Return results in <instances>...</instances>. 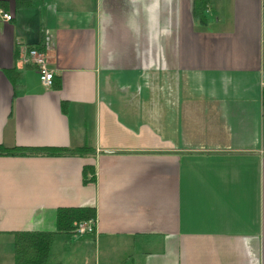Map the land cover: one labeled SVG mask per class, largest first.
Wrapping results in <instances>:
<instances>
[{
    "label": "crops",
    "instance_id": "crops-1",
    "mask_svg": "<svg viewBox=\"0 0 264 264\" xmlns=\"http://www.w3.org/2000/svg\"><path fill=\"white\" fill-rule=\"evenodd\" d=\"M204 1L0 0V145L87 148L0 157L10 253L94 207L53 264H264V0ZM46 31L50 88L23 62Z\"/></svg>",
    "mask_w": 264,
    "mask_h": 264
},
{
    "label": "trees",
    "instance_id": "trees-1",
    "mask_svg": "<svg viewBox=\"0 0 264 264\" xmlns=\"http://www.w3.org/2000/svg\"><path fill=\"white\" fill-rule=\"evenodd\" d=\"M207 0L204 1V5ZM87 148H6L0 145V157L2 156H29L40 154L43 156H78L84 155ZM84 179L94 183L95 172L92 167H85ZM91 222L96 223V211L94 207H63L58 208L56 213V231H19L11 233L13 242V264H53L50 258L52 239L56 234H73L78 224ZM94 234V227L93 232Z\"/></svg>",
    "mask_w": 264,
    "mask_h": 264
},
{
    "label": "built area",
    "instance_id": "built-area-1",
    "mask_svg": "<svg viewBox=\"0 0 264 264\" xmlns=\"http://www.w3.org/2000/svg\"><path fill=\"white\" fill-rule=\"evenodd\" d=\"M2 19L6 22L11 20V16L0 11ZM52 44L50 32L46 31L42 41L38 45L27 47L23 56V62L33 66L37 72L39 81L44 88H50L53 84V79L56 71L51 67L49 61V52ZM264 87V78L262 81ZM94 225L91 222H83L77 225L74 234L83 236L93 232Z\"/></svg>",
    "mask_w": 264,
    "mask_h": 264
},
{
    "label": "rangeland",
    "instance_id": "rangeland-1",
    "mask_svg": "<svg viewBox=\"0 0 264 264\" xmlns=\"http://www.w3.org/2000/svg\"><path fill=\"white\" fill-rule=\"evenodd\" d=\"M12 235V234H11ZM13 237V241H14V236L12 235ZM11 237H5V236H2L0 235V242H11ZM5 246H7L6 244L4 243H0V264H9L8 262V257H11L13 256V252L11 250V253H10V249L8 248H5ZM1 247H3V249H1ZM8 253H10L7 258H5V255H7Z\"/></svg>",
    "mask_w": 264,
    "mask_h": 264
}]
</instances>
